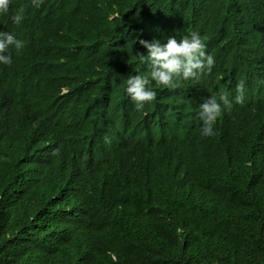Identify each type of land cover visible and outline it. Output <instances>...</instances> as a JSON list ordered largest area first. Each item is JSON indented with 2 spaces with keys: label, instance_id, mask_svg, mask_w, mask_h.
<instances>
[{
  "label": "trees",
  "instance_id": "1",
  "mask_svg": "<svg viewBox=\"0 0 264 264\" xmlns=\"http://www.w3.org/2000/svg\"><path fill=\"white\" fill-rule=\"evenodd\" d=\"M0 32L25 45L0 64V264H264V0H11ZM192 32L211 72L137 111L139 41Z\"/></svg>",
  "mask_w": 264,
  "mask_h": 264
},
{
  "label": "clouds",
  "instance_id": "2",
  "mask_svg": "<svg viewBox=\"0 0 264 264\" xmlns=\"http://www.w3.org/2000/svg\"><path fill=\"white\" fill-rule=\"evenodd\" d=\"M43 0H31L32 6L39 8ZM11 0H0V14H7ZM25 18V7L21 6L13 15V22L19 25ZM147 50V55L137 53L141 63L151 66L149 75L129 76L127 78L126 92L135 103L137 111L143 109L145 103H151L156 98V92L152 90V83L165 88H175L178 81L193 80L199 82L205 73H210L215 65L216 55L212 47L203 43L198 33L192 32L177 40L169 37L167 42L139 41ZM24 42L16 39L12 34L0 32V64L10 65L12 59L7 55L9 48L14 47L17 52L24 48ZM208 54L206 53V50ZM217 59V58H216ZM236 67V68H235ZM239 66H234L238 69ZM233 95L220 92L218 96L209 94V97L200 105L199 119L202 121L201 136L211 137L215 135L214 125L224 112H231L233 104H243L245 86L236 79L232 82Z\"/></svg>",
  "mask_w": 264,
  "mask_h": 264
}]
</instances>
